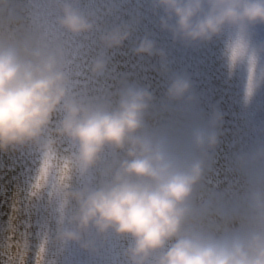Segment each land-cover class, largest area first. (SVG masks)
I'll use <instances>...</instances> for the list:
<instances>
[{"label": "clouds", "instance_id": "obj_1", "mask_svg": "<svg viewBox=\"0 0 264 264\" xmlns=\"http://www.w3.org/2000/svg\"><path fill=\"white\" fill-rule=\"evenodd\" d=\"M55 23L72 36L99 32L104 50L119 48L135 31L123 23L102 31L95 13L77 0H50ZM161 30L184 45L206 43L226 30L230 65L247 58L245 94L257 86V53L249 34L264 26V0H151ZM135 55L164 57L145 35ZM62 41L45 42L37 23L16 0H0V153L35 146L48 163L36 178L45 186L52 168L59 179L53 190L61 211L55 241L75 243L95 252L109 236L125 243L127 264H264V187L258 181L247 195L243 212L225 220L208 201L197 203L195 189L205 169L207 150L218 143L222 115L213 110L207 125L193 127L187 137L167 127L151 128L147 116L153 94L126 83L114 97L83 99L71 89ZM103 54L90 65L105 71ZM169 102L190 103V83L172 78ZM55 118V119H54ZM70 146L53 162L58 142ZM264 161V148L238 164ZM79 176V187L72 178Z\"/></svg>", "mask_w": 264, "mask_h": 264}, {"label": "bare ground", "instance_id": "obj_2", "mask_svg": "<svg viewBox=\"0 0 264 264\" xmlns=\"http://www.w3.org/2000/svg\"><path fill=\"white\" fill-rule=\"evenodd\" d=\"M16 6L37 23L45 42H63L70 90L75 95L102 101L114 97L126 83L146 88L154 97L148 125L167 127L185 138L193 127L206 126L213 110L222 115L218 143L207 150L204 175L195 189L196 202H210L217 220L243 212L247 195L257 182L264 187V161L238 164L239 157L247 158L264 148V52L257 53L258 83L247 97V58L229 64L225 54V42L231 36L228 30L209 42L184 45L161 30L160 13L153 11L151 0H77L82 11L95 13L102 31L138 21L129 40L119 48L104 50L99 32L72 36L60 30L50 0H16ZM145 35L163 51V59L134 54L136 43ZM248 43L250 50L264 47V26L250 31ZM101 54L106 68L94 76L90 65ZM175 76L189 81L190 103L167 100L166 89ZM69 151L66 141L58 142L50 159L55 162ZM45 162L35 146L0 153V264H127L123 256L126 245L116 237L99 243L95 252L55 241L61 217L53 195L59 179L56 168L45 186L34 188ZM81 182L79 176L72 178L73 187Z\"/></svg>", "mask_w": 264, "mask_h": 264}, {"label": "snow or ice", "instance_id": "obj_3", "mask_svg": "<svg viewBox=\"0 0 264 264\" xmlns=\"http://www.w3.org/2000/svg\"><path fill=\"white\" fill-rule=\"evenodd\" d=\"M47 167H48V163L45 162L44 165H43V167L41 168V171L44 172V173H46ZM40 187H41V185L38 182H36L35 185H34V188L37 189V190H39ZM32 195H35V193H32ZM41 251H43V246H41Z\"/></svg>", "mask_w": 264, "mask_h": 264}]
</instances>
